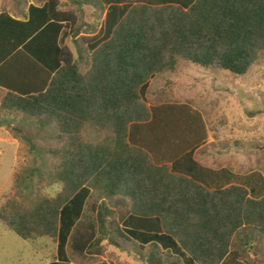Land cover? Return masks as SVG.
I'll return each mask as SVG.
<instances>
[{"label":"trees","instance_id":"1","mask_svg":"<svg viewBox=\"0 0 264 264\" xmlns=\"http://www.w3.org/2000/svg\"><path fill=\"white\" fill-rule=\"evenodd\" d=\"M10 2L0 12V114L54 146L16 174L28 192L0 206L2 225L55 243L48 264H104L111 248L143 264H264V175L194 161L201 124H166L168 139L142 131L168 101L165 90L145 100L149 81L177 59L250 70L264 52V0ZM43 183L60 190L36 193Z\"/></svg>","mask_w":264,"mask_h":264},{"label":"rangeland","instance_id":"2","mask_svg":"<svg viewBox=\"0 0 264 264\" xmlns=\"http://www.w3.org/2000/svg\"><path fill=\"white\" fill-rule=\"evenodd\" d=\"M10 3V0H0V12L10 7ZM67 44L73 47L71 40ZM160 90L167 92L165 102L187 103L206 118L208 124H202L205 139L209 133L212 140L208 138L203 151L207 156L201 153V157L207 158H201L203 163L235 173L259 171L264 175V52L243 76L177 59L172 70L149 81L145 100ZM0 116L8 122L0 126L1 206L9 198L24 199L29 180L17 186L16 174L28 175L29 170L41 165L46 156L40 152L54 146V142L45 139V132L33 124L12 121L3 113ZM148 128L153 127L144 126L142 131L146 133ZM85 135L92 137L89 131ZM59 190L60 186L46 183L35 188L36 193L45 195H55ZM111 250L116 255L112 259L104 256V264H143L115 248ZM56 251L57 245L49 238L23 240L0 222V264H48Z\"/></svg>","mask_w":264,"mask_h":264},{"label":"crops","instance_id":"3","mask_svg":"<svg viewBox=\"0 0 264 264\" xmlns=\"http://www.w3.org/2000/svg\"><path fill=\"white\" fill-rule=\"evenodd\" d=\"M176 104L187 105V103H183V102H180V103L176 102ZM168 105H173V103H162L160 105L155 106L154 107L155 112H154L153 118L151 119V121L149 123H145V124H151V125L154 124L152 129L148 128L149 137L152 138L153 140L156 139V135L154 136L153 134H157L158 132H159L161 137H163L165 139L170 138V136H171L170 132H169L170 127H167L166 124H190V125H192V126H190V128L195 129L198 127L199 131L201 129V126L199 124H201V125L202 124H208L206 118L203 116L201 111L197 110L193 106L192 107L188 106L189 109L188 110L185 109V111H184V110H182V108H177V110H171L170 108H168ZM185 128L186 127H181L180 130L182 131ZM205 131H207L206 125H205ZM197 133H198V130H197ZM152 136H154V137H152ZM207 136H206L207 139H205L204 141H202V143H200L199 145H197L196 147L191 149L192 159L194 161L198 162L203 167L216 170L217 168L211 167L210 165H206L205 163H203L201 161V158L204 160L207 159L204 156L201 157V153H204L203 151H204L206 145L209 143V140H208L209 133L207 134ZM196 137L197 136H195L193 138L196 139ZM211 140L212 139H210V141ZM167 141H169V140H167ZM169 142L172 144L171 141H169ZM189 150H187L186 152H188ZM204 155L207 156V153H204Z\"/></svg>","mask_w":264,"mask_h":264}]
</instances>
